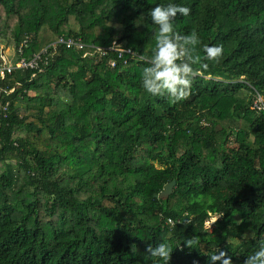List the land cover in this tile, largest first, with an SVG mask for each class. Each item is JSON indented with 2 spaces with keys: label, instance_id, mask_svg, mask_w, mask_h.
Here are the masks:
<instances>
[{
  "label": "trees",
  "instance_id": "obj_1",
  "mask_svg": "<svg viewBox=\"0 0 264 264\" xmlns=\"http://www.w3.org/2000/svg\"><path fill=\"white\" fill-rule=\"evenodd\" d=\"M168 3L190 9L173 20L175 62L194 70L189 95L175 102L163 87L153 96L142 86L159 31L149 12ZM2 19L16 44L32 37L28 56L60 36L116 40L137 56L110 66L91 47L62 46L43 70L4 80L14 90L0 119V264L264 259L255 258L264 245V110L253 108L264 98V0H0ZM193 33L197 43L186 44ZM214 45L221 56L204 60ZM160 244L171 248L166 261L147 250Z\"/></svg>",
  "mask_w": 264,
  "mask_h": 264
},
{
  "label": "clouds",
  "instance_id": "obj_2",
  "mask_svg": "<svg viewBox=\"0 0 264 264\" xmlns=\"http://www.w3.org/2000/svg\"><path fill=\"white\" fill-rule=\"evenodd\" d=\"M190 9L187 6H183L176 3H168L166 5H156L153 7L149 15L154 24L159 26L157 35V43L155 47V55L153 57L155 65L152 67H145L144 73H151L150 78L142 76V86L151 95L156 96L159 90L163 87L167 89L173 100L179 101L186 98L189 95L192 79L187 74L194 75L193 67L190 63L177 64L178 57L181 52L178 51L176 41L181 37L173 32V20L177 16V13L181 15H188ZM171 34V35H170ZM183 40L186 44H196L198 37L195 33L191 35H185ZM204 60H217L222 54V46H205L204 47ZM200 57L193 59V63L200 61ZM202 68H207V63H201ZM148 251H151L152 255L159 254L166 261L171 252V248L165 244H160L156 248L148 246ZM224 251L221 250L219 254L213 253L209 259L219 260L223 257ZM264 257V245L260 247V250L255 253V258ZM221 264H231V258L225 257L221 260ZM258 264H264V259H259Z\"/></svg>",
  "mask_w": 264,
  "mask_h": 264
},
{
  "label": "built area",
  "instance_id": "obj_3",
  "mask_svg": "<svg viewBox=\"0 0 264 264\" xmlns=\"http://www.w3.org/2000/svg\"><path fill=\"white\" fill-rule=\"evenodd\" d=\"M31 42L32 37L29 34H26L18 44L13 42L14 48L11 56H8L6 46L3 47L0 45V119L2 115L6 116L5 112L9 106V101H2L3 94H9L14 90V87L9 88L4 84L6 77L12 74L16 69L43 70L54 60L62 46L76 49L91 47V54L102 59L109 58L108 62L110 66H116L119 60L123 61V63H127L129 58L137 56L133 49L122 47L116 40L110 45L101 46L87 44L81 37L74 36H60L55 41L43 47L40 51L34 52L28 56L26 55V48ZM112 54L114 55L112 56ZM253 108L264 110V98L261 95L256 96ZM202 123L208 125L206 120H203ZM166 221L171 225L175 222L171 217H168Z\"/></svg>",
  "mask_w": 264,
  "mask_h": 264
},
{
  "label": "rangeland",
  "instance_id": "obj_4",
  "mask_svg": "<svg viewBox=\"0 0 264 264\" xmlns=\"http://www.w3.org/2000/svg\"><path fill=\"white\" fill-rule=\"evenodd\" d=\"M6 42L10 43L9 45H6V46H8L9 51H11V48H12V45L14 42V36H13L11 28L7 24L6 20L2 19V21L0 22V45L3 46V44H6ZM3 47H5V46H3ZM216 218H217V216H212L209 219V221L207 222V226L211 227L214 224Z\"/></svg>",
  "mask_w": 264,
  "mask_h": 264
},
{
  "label": "water",
  "instance_id": "obj_5",
  "mask_svg": "<svg viewBox=\"0 0 264 264\" xmlns=\"http://www.w3.org/2000/svg\"><path fill=\"white\" fill-rule=\"evenodd\" d=\"M221 128V126H218V128L216 130H219ZM176 184V180H171L170 182L166 183L163 190L157 194V196L159 198H167L172 192H173V188Z\"/></svg>",
  "mask_w": 264,
  "mask_h": 264
},
{
  "label": "crops",
  "instance_id": "obj_6",
  "mask_svg": "<svg viewBox=\"0 0 264 264\" xmlns=\"http://www.w3.org/2000/svg\"><path fill=\"white\" fill-rule=\"evenodd\" d=\"M10 43H7L6 44H3V46H6V45H9ZM12 44V43H11ZM13 48H14V45H12V48H11V51H9V47L6 46V52L8 54V56H11L13 54ZM9 51V52H8Z\"/></svg>",
  "mask_w": 264,
  "mask_h": 264
}]
</instances>
